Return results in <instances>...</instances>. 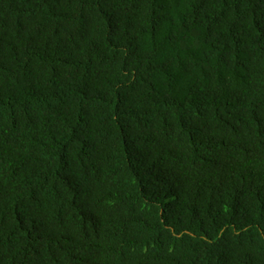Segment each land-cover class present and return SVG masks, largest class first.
<instances>
[{"label": "trees", "instance_id": "16d2710c", "mask_svg": "<svg viewBox=\"0 0 264 264\" xmlns=\"http://www.w3.org/2000/svg\"><path fill=\"white\" fill-rule=\"evenodd\" d=\"M0 264H264V0H0Z\"/></svg>", "mask_w": 264, "mask_h": 264}]
</instances>
